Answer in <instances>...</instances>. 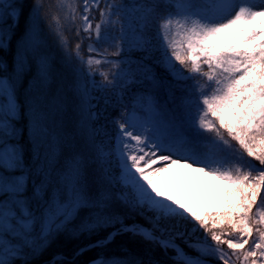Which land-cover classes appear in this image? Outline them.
<instances>
[{"label":"snow or ice","instance_id":"6c2138e0","mask_svg":"<svg viewBox=\"0 0 264 264\" xmlns=\"http://www.w3.org/2000/svg\"><path fill=\"white\" fill-rule=\"evenodd\" d=\"M61 236L45 264H264V0H0V264Z\"/></svg>","mask_w":264,"mask_h":264},{"label":"rangeland","instance_id":"374dc122","mask_svg":"<svg viewBox=\"0 0 264 264\" xmlns=\"http://www.w3.org/2000/svg\"><path fill=\"white\" fill-rule=\"evenodd\" d=\"M185 170H175L164 173L159 178L160 186L163 187L168 179L175 178V175H181ZM188 184L185 187L184 174L180 186H168L167 191L175 194L182 202L189 204L195 210L203 212L206 209L218 208L222 204V197L226 190V185L221 181H216L211 176H203L201 173H194L191 170H186ZM203 201V203H197Z\"/></svg>","mask_w":264,"mask_h":264},{"label":"trees","instance_id":"16d2710c","mask_svg":"<svg viewBox=\"0 0 264 264\" xmlns=\"http://www.w3.org/2000/svg\"><path fill=\"white\" fill-rule=\"evenodd\" d=\"M22 26H23V21L21 22ZM50 42L51 39H50ZM53 44V49H54V54L59 55V50L56 49L55 47V43L52 42ZM67 75V74H66ZM99 79V77H97V80ZM128 101L126 100L125 103H127ZM109 113L112 116H117L119 114L120 109L119 108H109L108 109ZM143 222V221H141ZM87 238L86 237H81L79 239H69L67 237L61 236L57 239V241L42 255L40 256L36 261L35 264H42L43 262H46L47 260H49L51 258V256L55 253V252H59V251H63L66 253H70L71 250L78 244L81 243H87ZM122 243H127L130 247H138L139 246V242L137 241H133L131 240L129 237L125 236L123 238V240L121 241ZM97 254L96 250H93L91 252H88L84 257H81L80 259L82 261H87L90 260L91 258L95 257V255Z\"/></svg>","mask_w":264,"mask_h":264},{"label":"bare ground","instance_id":"6f19581e","mask_svg":"<svg viewBox=\"0 0 264 264\" xmlns=\"http://www.w3.org/2000/svg\"><path fill=\"white\" fill-rule=\"evenodd\" d=\"M183 174H185V172H181V175H178V174H176L175 175V178L173 177L172 179H168L166 182H169L170 181V183L168 184V186H174V187H178V186H180V183H181V180L183 179L182 178V175ZM165 182V183H166ZM165 185V184H164ZM170 195H175V194H173V193H170Z\"/></svg>","mask_w":264,"mask_h":264}]
</instances>
